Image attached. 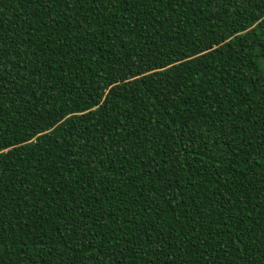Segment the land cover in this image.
I'll use <instances>...</instances> for the list:
<instances>
[{"label": "trees", "instance_id": "1", "mask_svg": "<svg viewBox=\"0 0 264 264\" xmlns=\"http://www.w3.org/2000/svg\"><path fill=\"white\" fill-rule=\"evenodd\" d=\"M0 264H264V0H0Z\"/></svg>", "mask_w": 264, "mask_h": 264}]
</instances>
